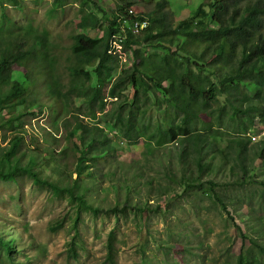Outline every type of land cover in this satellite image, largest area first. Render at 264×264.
I'll return each instance as SVG.
<instances>
[{
  "label": "trees",
  "instance_id": "obj_1",
  "mask_svg": "<svg viewBox=\"0 0 264 264\" xmlns=\"http://www.w3.org/2000/svg\"><path fill=\"white\" fill-rule=\"evenodd\" d=\"M6 1L22 8V0H0V10L7 8ZM69 1L78 3L81 17L79 30L72 34L68 74L67 67L59 71L46 34L31 30L0 34V131L7 143L0 145L1 178L12 181L28 174L36 183L88 207L83 175L101 156L115 151L110 135L95 122L101 115L129 144L148 139L159 147H180L179 182L186 188L202 189L205 174L224 172L233 160L231 174H238L237 167L243 171L236 183L243 185L255 177L250 162H264V133L253 138L259 124L264 129V0H205L181 21L164 12L168 0L135 16H128L135 0L116 1L109 17L96 0H53L51 11ZM134 20L149 26L136 33L131 27ZM94 29H102L101 36L86 33ZM113 35L121 37L130 68L120 70L122 57L112 51ZM19 67L23 77L13 79ZM40 78L44 90L36 87ZM43 94L47 102L41 100ZM155 106L161 114L149 118ZM44 107L55 112V127L60 112L72 108L62 122L63 142L68 144L58 146L57 128L53 134L44 133L53 147L26 142L27 120ZM68 152L76 160V178L62 163ZM47 171L57 181L50 182ZM216 178L205 181L203 195L227 209L230 195L220 190ZM14 243L15 239L0 240V248L10 255ZM107 250L106 260L113 264L112 233ZM257 261L246 249L239 254L238 264Z\"/></svg>",
  "mask_w": 264,
  "mask_h": 264
},
{
  "label": "rangeland",
  "instance_id": "obj_2",
  "mask_svg": "<svg viewBox=\"0 0 264 264\" xmlns=\"http://www.w3.org/2000/svg\"><path fill=\"white\" fill-rule=\"evenodd\" d=\"M96 1L109 17L119 0ZM152 1L135 0L132 8L136 13L147 14L161 0ZM168 1L169 9L164 12L175 21L193 15L205 3V0ZM52 2L22 0V8H16L6 1L7 8L0 10V34L18 30L46 34L59 71L67 67L68 74L73 62L72 34L79 30L80 6L69 1L52 12ZM86 33L99 37L102 29ZM126 66L131 65L123 54L120 70ZM23 70L17 68L13 79H21ZM37 83L36 87L42 90V78ZM40 98L48 101L45 94ZM71 111L72 108L68 113L61 111L55 127L52 119L55 112L44 107L38 116L27 120L26 142L53 147L44 133L53 134L57 128L58 146L68 144L63 142L62 122L63 116ZM159 114L155 106L148 116L154 118ZM95 122L110 135L115 151L101 156L83 175L88 207L80 206L64 193H56L50 186L36 183L28 174L12 181L0 177V240L11 243L15 239L10 255L0 248V264H110L106 260L110 233L113 264H238L243 249L258 258L254 264H264L263 161L250 162L251 176L255 177L243 185L236 183L242 169L237 167L238 174H231L234 160L224 172L211 174L217 177L220 190L230 195L226 209L217 200L203 195L208 186L205 181L211 178L208 174L202 179V189L180 184V147L173 144L159 147L148 139L129 144L115 133L105 115ZM151 125L155 122L151 121ZM258 126L254 130L256 137L259 132L264 133L263 125ZM3 139L4 132L0 131L1 146L7 144ZM75 161L73 152H68V158L62 161L73 178L77 177ZM46 176L50 182L57 181V176L48 171ZM58 226L57 230L52 229Z\"/></svg>",
  "mask_w": 264,
  "mask_h": 264
},
{
  "label": "bare ground",
  "instance_id": "obj_3",
  "mask_svg": "<svg viewBox=\"0 0 264 264\" xmlns=\"http://www.w3.org/2000/svg\"><path fill=\"white\" fill-rule=\"evenodd\" d=\"M136 15V12L134 11V16ZM128 16H130L129 14V11H128ZM124 22H127V21H124ZM142 21H138V20H134L132 21V24H131V27L132 29L134 30V32H137L139 31V25H141ZM114 40V39H113ZM113 44H115L116 42L112 41ZM117 46V52L120 53V50H121V46H119V44L116 45ZM115 54V53H114ZM254 139H256L257 137L254 136L253 137Z\"/></svg>",
  "mask_w": 264,
  "mask_h": 264
},
{
  "label": "clouds",
  "instance_id": "obj_4",
  "mask_svg": "<svg viewBox=\"0 0 264 264\" xmlns=\"http://www.w3.org/2000/svg\"><path fill=\"white\" fill-rule=\"evenodd\" d=\"M130 9H133V8H130ZM143 31V30H142ZM137 33V32H136ZM114 39V40H113ZM112 41L116 42L115 44L112 43ZM110 42L112 44V46L115 47V51L114 49H112V51L115 53V54H119L121 55V57L123 56V51H122V45H121V37L120 36H117V35H113L112 38L110 39ZM117 44H119V46H121V50H120V53L117 52Z\"/></svg>",
  "mask_w": 264,
  "mask_h": 264
},
{
  "label": "built area",
  "instance_id": "obj_5",
  "mask_svg": "<svg viewBox=\"0 0 264 264\" xmlns=\"http://www.w3.org/2000/svg\"><path fill=\"white\" fill-rule=\"evenodd\" d=\"M129 14L130 16H134V10L133 9H129ZM149 26V23L147 21H142L141 25H139V31L137 32H140L142 30H146Z\"/></svg>",
  "mask_w": 264,
  "mask_h": 264
}]
</instances>
